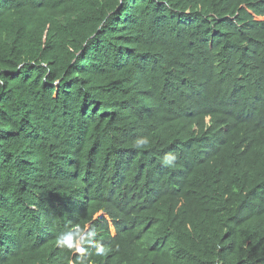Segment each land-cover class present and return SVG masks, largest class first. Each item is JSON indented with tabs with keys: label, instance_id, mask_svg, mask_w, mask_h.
I'll use <instances>...</instances> for the list:
<instances>
[{
	"label": "trees",
	"instance_id": "16d2710c",
	"mask_svg": "<svg viewBox=\"0 0 264 264\" xmlns=\"http://www.w3.org/2000/svg\"><path fill=\"white\" fill-rule=\"evenodd\" d=\"M264 0H0V264H264Z\"/></svg>",
	"mask_w": 264,
	"mask_h": 264
},
{
	"label": "bare ground",
	"instance_id": "6f19581e",
	"mask_svg": "<svg viewBox=\"0 0 264 264\" xmlns=\"http://www.w3.org/2000/svg\"><path fill=\"white\" fill-rule=\"evenodd\" d=\"M264 20V19H263Z\"/></svg>",
	"mask_w": 264,
	"mask_h": 264
}]
</instances>
